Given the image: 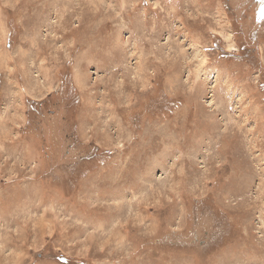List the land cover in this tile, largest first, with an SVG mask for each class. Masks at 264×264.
Returning a JSON list of instances; mask_svg holds the SVG:
<instances>
[{
  "label": "rangeland",
  "instance_id": "rangeland-1",
  "mask_svg": "<svg viewBox=\"0 0 264 264\" xmlns=\"http://www.w3.org/2000/svg\"><path fill=\"white\" fill-rule=\"evenodd\" d=\"M0 264H264V0H0Z\"/></svg>",
  "mask_w": 264,
  "mask_h": 264
},
{
  "label": "trees",
  "instance_id": "trees-1",
  "mask_svg": "<svg viewBox=\"0 0 264 264\" xmlns=\"http://www.w3.org/2000/svg\"><path fill=\"white\" fill-rule=\"evenodd\" d=\"M240 47L242 48V53H240L239 56H241L242 58H245L246 60H248L247 58H252L253 57V54H251V50L252 49H249V46L248 45L244 44V42H243V43L240 44ZM65 82H66V76H63V83H65ZM60 95L61 94L58 93V97H60ZM49 100L54 101V99H52V97ZM49 100L47 102H49ZM45 105H46V103H43L41 105V109H40V108H38L36 106V103H33L32 105H30V110L33 111V112H35V113H40V110H42V108ZM69 136H71V135H69ZM42 141H45L44 138H42ZM41 143H42V147L45 146V145H47V141L46 142H41ZM43 151H44V148H43Z\"/></svg>",
  "mask_w": 264,
  "mask_h": 264
}]
</instances>
